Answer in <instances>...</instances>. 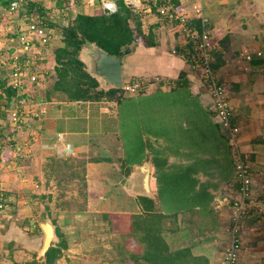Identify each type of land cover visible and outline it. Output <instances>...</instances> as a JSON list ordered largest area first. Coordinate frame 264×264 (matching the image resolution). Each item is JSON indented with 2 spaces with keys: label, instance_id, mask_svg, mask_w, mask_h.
Segmentation results:
<instances>
[{
  "label": "crops",
  "instance_id": "1",
  "mask_svg": "<svg viewBox=\"0 0 264 264\" xmlns=\"http://www.w3.org/2000/svg\"><path fill=\"white\" fill-rule=\"evenodd\" d=\"M29 1L42 4L46 10H49L50 19L62 25L79 13L95 15L104 12L98 0H69V6L62 8L57 6L59 0ZM123 1L139 13L143 32L145 34L150 32L155 42L151 47L138 44L124 56L122 66L124 83L140 80L149 82L153 89L160 84V90L167 91L175 84L179 74L185 70L190 92L197 97L205 109L212 112V98L200 73L188 67L184 58L183 50L188 44L175 18L178 13L173 16L175 20L166 17V15L171 16L168 14L171 6L167 4L168 0ZM159 1L162 3L159 4ZM177 1L183 10L182 13L190 18L189 21L193 19L198 21L193 18L191 10L196 0ZM202 5L208 19L206 27L211 39L216 43V47L211 50L212 61L221 62L214 70L223 81L232 105V122L239 128L240 149L248 155L252 172L253 203L263 214L259 217L260 212L254 210L244 219L242 245L237 264H264L262 209L264 205V0H202ZM161 9H165V13L162 14ZM25 10L23 3L15 11L0 5V69L4 64V57L9 65V72L4 77L7 76L8 82L13 67V56H19L20 64H25L23 69L26 77L33 73L37 77L34 82H26L21 91L26 97L13 105L19 106L25 112V117L20 122L30 135L29 144H26L25 149L29 151V157L37 156V158H53L61 161L68 158H85L87 184L93 186L90 189L99 190L102 179L106 178L105 173L112 169L113 165H121L124 154L123 146L117 137L119 133L114 127L118 122L115 123L117 116L112 115L113 109L110 107L115 105L118 94L112 101L82 102L68 101L64 94L54 91L52 89L55 65L53 50L62 45L59 29H48L53 32V39L47 43H40L35 38L28 47H22L18 36L21 32L27 31L30 18L33 17L28 19ZM244 48L261 51L262 55L254 54L248 61L241 56ZM155 79H158V82H155ZM105 122L108 127L106 131L103 129ZM58 134L62 137L59 138ZM14 157H17L15 150L12 151V159ZM17 159L15 158L11 163L17 164ZM146 161L150 162L149 186L152 193L153 166L150 159H145L142 163ZM140 164H133L131 170L126 173L128 191L122 192L123 195L110 202L104 200L95 202L111 207L101 212L126 214L139 212L140 208L136 201L138 194L133 189L136 176L134 167ZM32 171H34L32 179H35L37 170L33 166ZM202 179L205 180V176ZM21 181L23 182V179ZM10 182L8 165L0 162V187L6 190L7 194L5 197L2 194L3 198L1 197L4 200L0 201L3 205L0 209L1 214L8 211L6 209L9 206L15 207V204H19L14 198H7L11 191L8 188ZM230 189V184H221L215 191L216 195L212 202L219 222L216 233L219 236L224 235L225 241L224 227L228 224L233 211L229 203L232 194ZM3 216L10 219L15 215L5 213ZM40 233L34 232L28 236L35 238L40 236ZM8 236L9 233L0 232V250L2 248L9 250L13 245L11 239H6L9 238ZM12 236L11 234L10 237ZM214 237L216 239L215 233ZM32 242L34 243V239Z\"/></svg>",
  "mask_w": 264,
  "mask_h": 264
},
{
  "label": "trees",
  "instance_id": "2",
  "mask_svg": "<svg viewBox=\"0 0 264 264\" xmlns=\"http://www.w3.org/2000/svg\"><path fill=\"white\" fill-rule=\"evenodd\" d=\"M12 1L0 0V5L8 8ZM63 3L68 5L69 0H59L57 6L62 8ZM167 4L171 5L168 10L171 16L166 17L175 20L173 16L183 10L177 0H168ZM23 5L28 19L33 16L47 29H59L62 45L53 50L52 89L64 94L68 101H112L118 94L115 105L110 107L112 115L117 116L114 126L119 133L117 137L125 148L120 168L128 173L133 164L151 160L153 195H137L139 212L98 214L109 232L119 234L112 246L117 264H211L215 246L210 243L219 229L218 215L212 204L214 192L221 184H230L231 198L236 195L238 185L234 181V163L227 137L220 132L214 111L205 109L190 92L186 71L179 74L167 91H161L160 84L156 89L131 96L121 95V89H101L80 60V50L85 45L95 44L108 54L117 55L131 43L132 50L138 44L154 46L152 34L142 30L139 13L123 0H116L114 13H79L62 25L50 19L49 10L42 4L25 0ZM189 24L197 27L198 21L193 19ZM184 58L190 67L189 56ZM220 63L212 61L213 68ZM3 73L0 98L4 97L6 102L0 107V118L6 119L13 105L26 96L8 85ZM106 128L105 122L103 129L106 131ZM4 145L0 136V162L3 163L12 157L11 148ZM69 161L49 158L44 168L46 177L48 179L49 171L59 164L73 169V176L81 174L86 204V160H78L82 171L79 173L73 164L67 163ZM252 193L248 214L258 210L259 217L263 216L253 203ZM2 198L0 201H4ZM52 223L55 225L54 218ZM55 229L58 241L47 249L43 260L33 258L24 264H55L62 257L68 244L62 230L57 226ZM36 230L41 229L38 226Z\"/></svg>",
  "mask_w": 264,
  "mask_h": 264
},
{
  "label": "rangeland",
  "instance_id": "3",
  "mask_svg": "<svg viewBox=\"0 0 264 264\" xmlns=\"http://www.w3.org/2000/svg\"><path fill=\"white\" fill-rule=\"evenodd\" d=\"M65 6L68 7L69 4ZM3 61L4 64L0 69V75L4 74L3 72L6 75L9 72L6 57L3 58ZM9 81L7 84H9ZM21 91L19 90V92ZM0 93L2 94V92ZM125 96H131V94ZM5 102L6 99L4 97L0 98V107H3ZM174 105L175 103L172 104V109L175 108ZM20 122L10 124L7 118H0L1 141L5 144L4 147L11 148L12 151L15 150L17 155V157L13 158L14 160L11 157L8 162H5L8 165V173L11 176V182L8 185L11 191L7 198L12 197L16 200V203L17 201L19 203L15 204V207L9 206L6 209L8 211L2 212V214L0 212V232L9 233V238L6 239H11L13 243L9 250H3L5 248L0 250V264H13L14 262L24 264L25 261L33 258L39 261L43 260L41 249L44 233H42L41 228L40 231L36 229L39 223H42L46 218L51 222L53 218L55 219L54 227L56 228L57 226L62 230L68 244V247L63 251L62 257L55 264H117V255L113 252L112 246L113 242L118 239L119 234L109 232L98 216L102 210L111 207L109 205L95 204V202L99 203L103 200L104 202H110L115 200L114 198L123 195L122 192L128 191V186L126 185L128 175H126V172L121 170L119 164L113 165L112 169L105 173L106 178L102 179V185L99 190L90 189L93 186L87 184L85 180L86 204H84L82 195L83 181L79 177L81 174L77 176L74 172L75 176H73V169L59 164L55 169L49 171L50 176L47 179L44 168L49 158L28 156L30 153L25 147L27 146L26 144H29L28 137L30 135L26 132V127ZM9 142H14V144ZM35 151H38L37 148H35ZM123 151L125 152L124 147ZM15 158H18L17 164L11 163V161H15ZM68 159L70 161L67 163L73 164L76 172H82L78 160L85 158ZM32 166L37 170L35 171V179H32L34 176ZM22 179L23 182L21 181ZM0 193L4 197L7 195L6 190L2 189V187H0ZM214 194L216 195L215 192ZM46 207H48V210ZM116 208L119 209V207ZM5 213L11 215L14 213L15 216L8 219L3 216ZM34 232H41L40 236L35 238L28 236L29 234H34ZM11 234L13 235L12 237H10ZM215 236L216 239L210 243V245L215 246L214 250H212V264H220L219 260L221 259L227 236L226 241L223 237L224 235L219 236L215 232ZM33 239L34 243L32 242ZM57 241L58 237L55 236L51 243L56 244Z\"/></svg>",
  "mask_w": 264,
  "mask_h": 264
},
{
  "label": "built area",
  "instance_id": "4",
  "mask_svg": "<svg viewBox=\"0 0 264 264\" xmlns=\"http://www.w3.org/2000/svg\"><path fill=\"white\" fill-rule=\"evenodd\" d=\"M23 1L13 0L9 5V10H17ZM98 1L107 14L114 13L117 9L116 0ZM191 10L193 18L198 20L197 27L189 24L190 18L185 13H178L175 15V18L178 20L181 31L188 44V47L184 48L183 54L189 56L190 68L200 73L212 98L216 122L224 135H226L231 147L235 170L234 181L238 185V190L236 195L229 199L233 211L225 228L227 241L221 253L220 264H237L242 245V223L248 216V208L251 200L252 172L248 155L240 149L238 140L239 128L232 122L233 109L226 87L212 66L211 50L216 47V43L211 39L209 30L206 27L208 19L203 11L202 0H196ZM160 12L162 14L165 13V9H161ZM30 20L27 31L21 32L18 36L22 47H28L35 38L43 44L53 39V32L51 30H48L44 25L38 23L34 17H31ZM254 54L261 56L262 52L258 50L252 51L249 48H244L241 52V56L248 61L252 59ZM24 65L20 64L19 56H13V67L8 85L18 90H22L26 82H34L37 79L35 73L26 77L23 69ZM156 81L158 79H155ZM120 89L121 94H135L139 91L148 92L151 89V84L138 80L123 83ZM24 114L25 112L19 106H14L8 111L9 122L11 124H17L22 121ZM58 137L61 138L62 135L58 134ZM1 197L2 194H0ZM2 207L3 205L0 203V209Z\"/></svg>",
  "mask_w": 264,
  "mask_h": 264
},
{
  "label": "water",
  "instance_id": "5",
  "mask_svg": "<svg viewBox=\"0 0 264 264\" xmlns=\"http://www.w3.org/2000/svg\"><path fill=\"white\" fill-rule=\"evenodd\" d=\"M87 46L85 45L81 48L79 57L89 74L105 90L120 89L124 83L122 76L123 58L132 51L133 43L117 55L108 54L95 44ZM134 171L136 173L134 192L138 195L151 196L152 193L149 186L150 162L146 161L134 167ZM262 209L264 213V205ZM40 226L44 232V241L41 249V254L44 255L52 245L51 241L56 236V231L53 223L48 218L44 219Z\"/></svg>",
  "mask_w": 264,
  "mask_h": 264
}]
</instances>
